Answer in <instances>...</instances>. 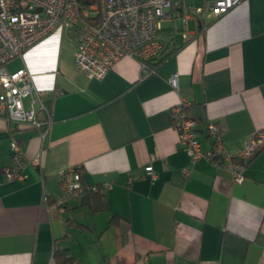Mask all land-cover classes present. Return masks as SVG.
Masks as SVG:
<instances>
[{
  "label": "crops",
  "instance_id": "0c3cea01",
  "mask_svg": "<svg viewBox=\"0 0 264 264\" xmlns=\"http://www.w3.org/2000/svg\"><path fill=\"white\" fill-rule=\"evenodd\" d=\"M188 21L183 27L174 11L158 56L146 67L125 57L103 80L79 70L77 35L64 30L6 65L32 75L52 124L44 132L0 116V264H54L56 250L76 264H264V150L237 184L230 172L191 161L172 118L187 101L204 150L211 122L230 153L264 131V0ZM13 138L27 161L24 180L5 177ZM76 167L85 183L102 185L106 209L55 205Z\"/></svg>",
  "mask_w": 264,
  "mask_h": 264
},
{
  "label": "built area",
  "instance_id": "2783aa9c",
  "mask_svg": "<svg viewBox=\"0 0 264 264\" xmlns=\"http://www.w3.org/2000/svg\"><path fill=\"white\" fill-rule=\"evenodd\" d=\"M243 1L203 0L201 4H189L187 0H100L99 4L82 9L79 0H0V116L44 132L50 128L52 118L44 103L45 92L36 87L26 69L9 72L6 65L57 30L77 35L76 66L90 79L103 80L125 57L139 59L146 67L148 61L158 56L162 50V24L172 19L174 11L180 12L186 28L191 18L219 19ZM170 84L178 87V74L172 75ZM187 106V101H183L172 110L179 147L187 151L193 163L204 159L230 172L235 183H243L246 163L264 150V131L255 133L238 153H230L222 127L211 122L207 131L212 147L204 150L197 139L198 122L188 116ZM40 113H44V118ZM10 148L13 166L4 170L5 177L24 180L27 161L23 149L14 138ZM79 169L67 171L70 177L63 181L56 206L81 200L84 187ZM147 171L155 177L152 167H147Z\"/></svg>",
  "mask_w": 264,
  "mask_h": 264
},
{
  "label": "trees",
  "instance_id": "16d2710c",
  "mask_svg": "<svg viewBox=\"0 0 264 264\" xmlns=\"http://www.w3.org/2000/svg\"><path fill=\"white\" fill-rule=\"evenodd\" d=\"M79 3L82 9H88L91 5L99 4L100 0H79ZM159 35H161V31ZM79 172L81 174L84 187V193L80 200L81 204L88 205L94 212H99L106 209L108 204L102 185H97L96 190H93L94 186L91 187L85 183L82 170H79ZM54 264L76 263L73 261L72 257H70L67 250H56L54 253Z\"/></svg>",
  "mask_w": 264,
  "mask_h": 264
},
{
  "label": "rangeland",
  "instance_id": "374dc122",
  "mask_svg": "<svg viewBox=\"0 0 264 264\" xmlns=\"http://www.w3.org/2000/svg\"><path fill=\"white\" fill-rule=\"evenodd\" d=\"M188 1V3L189 4H192V3H195V2H199V0H187ZM189 22V21H188ZM171 24L169 23V22H163V26H164V28H166V27H169ZM195 29V27H194V25H193V23L192 22H190L189 24H188V30H189V32H191L192 30H194ZM161 37L163 38V37H166V35H161ZM175 40H176V43L177 44H182V42H183V38H182V34L181 33H177V35L175 36Z\"/></svg>",
  "mask_w": 264,
  "mask_h": 264
}]
</instances>
